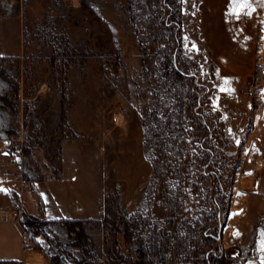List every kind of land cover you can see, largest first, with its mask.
<instances>
[{
	"label": "rangeland",
	"instance_id": "1",
	"mask_svg": "<svg viewBox=\"0 0 264 264\" xmlns=\"http://www.w3.org/2000/svg\"><path fill=\"white\" fill-rule=\"evenodd\" d=\"M174 1L181 6L180 18L171 16L177 7ZM233 1L237 0H17L12 15L0 18V57L30 53L42 56L45 81L41 86L46 85L43 97L38 93L39 87L38 102L31 113L27 111L25 119L21 113V130L8 135L21 136L23 143L28 137L29 163L34 167L35 162H42L45 175L50 176L51 169L69 181L78 175L92 187L96 182L103 196L115 197L116 220L109 223L113 231L120 228L121 219L132 225L126 263L119 258L121 252L115 237L104 234L101 209L99 212L88 209L60 219H81L82 231L77 228L69 231L57 220L55 224L66 232L62 241L49 238L43 222L27 214L28 228L38 238L41 249L57 264H162L164 258L163 264H210L208 250L197 234L194 236L190 230L184 232L185 227H178L181 218L196 216L199 208L204 216L208 215L207 223L220 230L217 244L221 250H227L225 257L241 258V243L228 233H232L230 228L234 231L236 224L249 223L248 198L259 174L255 164L259 166L257 159L264 156L259 148L248 150L250 142L253 147L260 142L264 111L259 116L251 112V120L247 118L252 76L256 64L264 62V14L235 16L241 30L242 22L251 20L249 29L241 31L251 37L250 74L231 69L230 62L220 61L222 56L209 61L217 36H224V41L230 43V37L241 34L235 23L230 22L234 18L229 6L234 5ZM256 2L263 8L264 0ZM177 19L184 27V34L176 29ZM190 34L193 36L189 39ZM234 45L243 46L242 42ZM57 46L76 54L94 53L97 58L89 65L74 64L64 82L57 81L50 69V56ZM103 56L109 58L101 59ZM175 71L190 79L186 91H183L186 84H181ZM118 74L124 78L125 94L105 79ZM2 79L10 84L12 95V84ZM134 81L145 88L143 98L136 96ZM224 97L228 99L220 103ZM193 98L200 99V106L193 105ZM145 103H149L155 116L153 128L165 134L167 140L176 138V145L182 150L178 162L177 152L170 154L172 163L168 173L176 177L177 167L186 187L175 204L173 198L164 201L157 193L160 187L156 182V165L161 160L160 150L164 146L170 150L171 144L170 139L167 145L159 143L153 133L145 138V126L137 114ZM52 108L56 109L55 118ZM133 118L138 124L133 123ZM38 123L46 131L43 137ZM237 127L239 130L235 131ZM253 127L255 131L250 133L249 140L246 133ZM137 132L140 158L146 166L144 172V167L139 166V156L134 153ZM34 140L42 146H37ZM233 150L236 152L227 162L206 166L209 158ZM209 173L213 177L212 205L206 207L198 198V189L201 178ZM217 174L219 178L223 176L221 187ZM219 189L226 196L224 212L220 211L217 199ZM73 190L91 201L84 188L78 186ZM61 191L66 194V190ZM195 198L198 204H194ZM257 201L263 210V201L260 198ZM143 218L149 220L151 234L154 233L150 239L141 231ZM156 228H161L163 234L159 235ZM175 231L182 238L180 249L183 250L176 257L162 252L164 245L170 246L164 241L165 234L172 235ZM246 242L249 244V240ZM230 246L234 248L229 249Z\"/></svg>",
	"mask_w": 264,
	"mask_h": 264
},
{
	"label": "crops",
	"instance_id": "2",
	"mask_svg": "<svg viewBox=\"0 0 264 264\" xmlns=\"http://www.w3.org/2000/svg\"><path fill=\"white\" fill-rule=\"evenodd\" d=\"M16 5L17 0H0V18L4 16L7 18L10 17ZM229 6L232 7V16L234 15V18H232L230 22L233 24L235 23L234 25H236L241 34L234 38L230 37V43L224 41V36H217L214 41V46L212 45L209 61H211L214 56H222L223 59L220 61L230 62L229 64L232 66L231 69L250 74L253 69L251 37L245 35L241 31L249 29L248 25L251 23V20L246 22L243 21L241 30L238 24L239 20L235 16H245L253 13L263 15L264 5L263 8H260L256 0H254V3L253 0H237L234 5L231 4ZM235 42H242L243 46L238 47L234 45L236 44ZM1 67L0 64V68ZM45 91L46 85H42L38 93L43 97L42 93ZM10 95V84L0 78V98H2L1 96ZM227 99V97H224L223 100L219 102L223 103ZM247 109V118L249 121L251 120L249 103H247ZM55 111L56 109L52 108V118L56 117ZM133 120L134 124H138L136 118H133ZM255 122L256 121H254V123ZM17 130H21L20 125L14 120L11 113L3 108L2 101L0 100V140L8 134H14ZM253 130L254 127L250 132L246 133L249 140L250 133H254ZM261 130L258 146L253 147L252 142H250L248 150L259 148L264 151V126H262ZM243 143L244 138L242 140V144ZM134 149L135 153L139 156V166L142 165V167H144V172L146 166L140 158L139 132H137L134 137ZM257 160L259 161V166L255 164V168L257 167L256 171L259 173L257 178L258 183L252 188L248 198L249 223L240 226L236 224L234 231L230 228L232 233H228V236L234 237L242 245V248H240L241 258L235 260L233 264H264V208L262 210L259 204H257L258 198L264 203V156L259 157ZM29 161L28 157H25L24 165L17 166L10 164L5 155L0 156V212L3 209L9 208L18 197L20 191L19 180L16 177L18 171H22L25 175H28L32 180L31 182L34 184V189L23 195L27 214L36 219V221L43 222L44 232L49 238L55 241H62L66 237V232L55 224L57 220L66 219L71 215H79L88 209L90 212H93L92 209L98 210L99 212L103 195L96 182H94V186L92 187L91 184L83 180V177H78V175L73 176L69 181L64 177H58V175H56L57 171L52 169L51 175L47 176L45 175L46 169H44L42 162H35L33 167ZM78 186L85 189L86 194L90 197L92 202L89 200L87 201L85 197L78 196L75 193L73 189ZM62 189L66 190V194L61 191ZM13 190L15 191L14 199L11 198V192ZM251 199H254V201L252 202ZM248 240L249 244L246 242ZM99 241H101V238H99ZM228 248H234V246ZM242 254H245V256L242 257ZM50 258V255L44 249H24L20 229L15 223L0 222V264H52ZM65 263L68 264V262Z\"/></svg>",
	"mask_w": 264,
	"mask_h": 264
},
{
	"label": "trees",
	"instance_id": "3",
	"mask_svg": "<svg viewBox=\"0 0 264 264\" xmlns=\"http://www.w3.org/2000/svg\"><path fill=\"white\" fill-rule=\"evenodd\" d=\"M176 2V3H175ZM173 4V2H172ZM170 8H172L171 5H169ZM174 6L175 7V12L171 14L172 17L180 18L182 14V9L181 6L179 5V2L174 1ZM154 9L152 8V12ZM172 13V12H171ZM176 29L179 30L182 34H184V27L181 26V21L179 19L176 20L175 22ZM165 27H169L168 24L164 25ZM192 34L189 35V39L192 38ZM209 38V37H208ZM64 47L57 46L53 54L50 56V69L52 76L57 79V81H63L65 78L66 73L70 70V68L74 65H89L92 60L96 59V55L94 53H78L76 54L72 50H65L63 49ZM109 58V56H103L101 59H106ZM43 61L44 58L40 55H36L35 53H30V54H25L22 55L21 57L18 56H7L3 55L0 57V62L2 68L0 69V76L6 80H8L13 87V94L10 96H2L0 100L2 101L3 108L11 113L12 117L14 120L19 124V121L21 120V113H22V119L26 118V114L29 112L31 113V110L33 107L36 106L38 102V96H37V91L41 84L44 83V77H43ZM175 75L177 76L178 80L181 82V84H186V87L183 85V91L187 89V87L190 84V79L187 78L185 79L184 76L180 72L175 71ZM106 81L113 86L118 92L121 94H125V81L124 78L118 74V75H112L110 77L105 78ZM136 85V96L140 99L141 97L143 98V94L145 92V88L141 83H137L134 81ZM199 84L196 82V88H198ZM188 94V93H186ZM185 96V94H184ZM186 97V96H185ZM193 105L194 106H200V99L198 98H193ZM226 109V108H225ZM213 110H217L216 108H213ZM28 111V112H27ZM226 111V110H225ZM139 118L141 119L142 124L145 126L146 129V139H148L150 133L155 134V137L159 139V143L163 142L162 144H169L167 141L170 139V150L166 146L161 151V160L158 165H156V168L158 170L157 173V183L159 184L160 189L157 192L160 194V197L162 199L168 200L170 198H173L175 202L173 204L179 202V198L181 197L182 193L184 190L186 191V187L182 185V174L178 171L177 167L175 170L176 177L175 175H170L168 171L170 170V154L176 153L175 160L178 162L180 161L183 154L181 153L182 150L176 145V140L173 138L171 139L170 137L167 140V136L159 131L156 128H153V120H154V113L151 107L149 106V103H145L143 105L142 109L137 112ZM25 121V120H24ZM23 121V122H24ZM41 125L39 128V131L41 132V137L46 133L44 127L42 124L38 123ZM37 127V123L34 125ZM34 127V129H35ZM239 127L235 128V131H238ZM237 129V130H236ZM28 137L26 136L25 142L28 143ZM35 141V140H34ZM37 142V140L35 141ZM23 143L21 147V151L25 157H31L29 154V145ZM30 143V142H29ZM38 143V142H37ZM36 143V144H37ZM146 145V144H145ZM37 146H42L41 144H37ZM4 153H0V156L3 155ZM206 155L204 156V160L206 159ZM232 155H224V154H216L215 158H209L208 161H205V164L207 167L214 165L217 162H227L228 159L232 158ZM208 159V158H207ZM177 164V163H173ZM229 166H226V169H228ZM202 176V175H201ZM179 177V178H178ZM219 178V174L216 175V178ZM203 178V180H202ZM200 180V186L198 189V192H200L199 195V200H201L202 203L207 207L208 205H212L211 202V180H212V174H207L203 176ZM217 178V179H218ZM223 180V176L219 178V185L221 187L220 181ZM155 189V188H154ZM183 191V192H182ZM155 192V190H154ZM224 191L221 189L218 190L217 193V199L220 201V211L224 212V203L226 200V196L223 193ZM196 193V192H195ZM11 198H15V191L13 190L11 192ZM198 198H195L196 201L194 204H198L199 200ZM115 197H106L103 196L101 198V218L104 221V234L106 237L113 235L115 237V241L119 246L120 250V255L119 258L124 261L128 262V234H129V229H131V224L127 223L126 219H121L119 221L120 223V228L116 229V231H113V228L111 224H113L116 220V215L118 211V205L115 201ZM202 208H199L197 210L196 216H191L188 215L186 218H181L178 227H185L184 232L190 230L193 235L195 236L197 234V238H199V242L202 243L205 248L208 250L209 256L211 257L210 264H233L235 262V259L232 258V256L225 257V252L227 250H221L219 248V245L217 244V241L220 236V230L215 229L213 224L207 223L206 220H208V215L204 216L203 211L201 210ZM143 218L141 220V228H142V233L147 234L145 236L146 238L150 239L154 233L151 234V228H149V220H144ZM213 219V217L211 218ZM81 219L78 220H60L58 223L60 225L66 227L69 231H75L77 228L78 231H82V223L79 222ZM90 220V218L87 219V221ZM189 221V224L187 225L186 223ZM111 223V224H109ZM77 226V227H76ZM177 227V228H178ZM188 228V229H187ZM181 229V228H180ZM156 231L159 233V235L163 234V231L161 228H156ZM179 230H177L178 232ZM177 232L175 231L174 234H165L164 241L169 242L168 246L166 247L164 245L165 250L162 251L164 254L170 252L171 254L176 255L180 254L182 250L181 243H182V238L177 236ZM190 236V235H189ZM163 239V237H162ZM166 244V243H165ZM149 246V244L147 243ZM217 251H220V254H216ZM162 252L160 253L162 255ZM165 259V258H164ZM163 259V263H165V260ZM162 260V258L160 259ZM50 261L52 264H57V261L55 259L50 258ZM162 263V264H163Z\"/></svg>",
	"mask_w": 264,
	"mask_h": 264
},
{
	"label": "built area",
	"instance_id": "4",
	"mask_svg": "<svg viewBox=\"0 0 264 264\" xmlns=\"http://www.w3.org/2000/svg\"><path fill=\"white\" fill-rule=\"evenodd\" d=\"M252 77V90H249V110L254 115L259 116L264 111V62H258L256 64V69ZM22 145L23 138L21 136L15 137L8 135L0 140V153L7 152L6 157L10 164L23 166L25 156L21 151ZM245 154H247V152H245ZM16 177L19 180L20 188L18 197L13 201L9 208L3 209L0 212V222H13L19 227L24 249H38L41 248V243L38 241V238L33 235L26 224V219L29 217L23 199L24 193L32 191L34 186L22 171H18Z\"/></svg>",
	"mask_w": 264,
	"mask_h": 264
},
{
	"label": "water",
	"instance_id": "5",
	"mask_svg": "<svg viewBox=\"0 0 264 264\" xmlns=\"http://www.w3.org/2000/svg\"><path fill=\"white\" fill-rule=\"evenodd\" d=\"M235 152H236L235 150H233V151H226V154H227V155H231V154H234ZM3 155L6 156V155H7V152H4ZM238 213L240 214V213H241V210H239Z\"/></svg>",
	"mask_w": 264,
	"mask_h": 264
},
{
	"label": "bare ground",
	"instance_id": "6",
	"mask_svg": "<svg viewBox=\"0 0 264 264\" xmlns=\"http://www.w3.org/2000/svg\"><path fill=\"white\" fill-rule=\"evenodd\" d=\"M133 145V144H132ZM128 150V149H127ZM134 153H135V151H134ZM136 170V169H135ZM138 172V171H137ZM229 224H230V222H229ZM230 227V226H229Z\"/></svg>",
	"mask_w": 264,
	"mask_h": 264
},
{
	"label": "snow or ice",
	"instance_id": "7",
	"mask_svg": "<svg viewBox=\"0 0 264 264\" xmlns=\"http://www.w3.org/2000/svg\"><path fill=\"white\" fill-rule=\"evenodd\" d=\"M243 6V5H242Z\"/></svg>",
	"mask_w": 264,
	"mask_h": 264
}]
</instances>
